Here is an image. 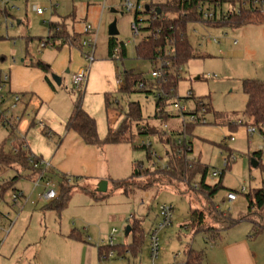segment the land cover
I'll return each instance as SVG.
<instances>
[{
    "label": "rangeland",
    "instance_id": "1",
    "mask_svg": "<svg viewBox=\"0 0 264 264\" xmlns=\"http://www.w3.org/2000/svg\"><path fill=\"white\" fill-rule=\"evenodd\" d=\"M165 1L143 0L142 3L146 5L149 2ZM34 5L43 8L44 15L38 14ZM8 6L9 15L5 17L0 14V24L3 27L0 35H4V39L9 43L4 54L7 60L20 62L21 55L25 54L27 49L35 59L43 60L44 57L53 56L57 52L56 49L39 47L40 38L49 36L51 21L66 17L60 21V26L61 30L71 35V40L72 35L78 36L77 30L85 25L91 24L95 27V58L103 57L115 63L116 80L122 78L124 82L126 70L150 76V63L138 59L135 51L145 32L140 31L138 35L134 33L132 24L135 22L136 12L127 11L124 0H11ZM226 7L227 5L224 6ZM217 12L219 14L220 10L217 9ZM144 17L147 18V15ZM114 20L117 21L119 34L113 38L119 45L126 44L125 57L109 56V42L112 37L108 32L109 25ZM71 24H74L75 28ZM187 32L195 57L182 68L178 95L185 97L186 93L192 90L195 97L205 100L210 106L208 123L196 125L192 134L187 135L192 141L190 155L209 166L207 183L213 185L222 180L227 189L221 190L214 201L222 211L230 213L240 221L233 227L222 230L220 238L207 240L203 233L194 232L186 226L191 219L194 204L198 208L204 206L195 188L187 182H175V186H168L160 181L161 176L154 173L140 177L138 184L145 189H129L128 194L123 193L122 189L112 191L113 184L110 182L109 196L101 201L94 200L83 189H95L88 180L82 183L71 177L74 188L68 204L59 211L45 208L47 202L39 199L43 186L35 187L34 180L26 175L27 170L17 166H4L1 167L0 173L6 179L18 176L14 189L23 191L25 198L20 200L19 206L12 208L10 193L14 189L8 191L4 197L0 196V211L9 213L10 220H14L7 236L3 232L0 233V241L3 242L0 246V264H182L186 261L190 248L205 252L203 264H218L212 248L240 236H246L253 248L261 249L260 259L264 262V213H261V218L254 216L251 219H241L249 213L247 193L264 186V149L259 160L260 165L254 166L252 163L253 153L264 146V127L263 131L256 127V131L252 135L249 134L248 126L251 121L244 114L247 95L243 90V82L246 79L264 80V21L220 28L190 22ZM214 39L219 42H214ZM56 84L57 90L66 96L68 101L71 102L72 98L77 97V90L72 86V72L65 75L62 85ZM115 88L109 114L113 123L115 122L112 117L117 116L118 127L125 119L129 102H140L142 107V120L132 123L134 139L108 143L104 149L110 168L108 173L114 181H122L132 176L137 167L135 164L155 168L154 163L158 159L149 160L145 149L134 147L142 144L141 139L153 143L154 150L161 157V166L167 164L168 156L156 135L137 136L138 123L161 127L164 122L154 117V94L142 91L126 94L119 92L117 84ZM187 103L193 106L194 100L189 99ZM20 106L22 105H19V112ZM35 113V107L29 106L18 129L22 130L26 123L35 119ZM168 124L172 129L182 128L177 118L169 119ZM9 134L10 129L0 121V145L4 142H7L6 146L11 145ZM226 148L236 154L237 160L224 171L223 176L214 177L211 175L213 171H222L224 168L222 155L227 153ZM52 178L59 192V177L52 173ZM243 188L245 191L242 192ZM229 191L236 192L235 201L227 200ZM164 203L174 206V219L171 226L159 232L160 252L158 258L153 261L148 233L159 223V207ZM206 214L207 226L215 233L222 227V224H218L222 218L213 211ZM136 219L142 220L145 234L139 249L134 253L127 250L123 255L113 249V255L106 256L104 252L99 260L100 247H118L132 243L133 234L127 237L125 230ZM10 220L4 221L3 225L8 227ZM114 229L118 233L114 243L110 244L109 237ZM73 231L80 232L86 243L73 239L70 236Z\"/></svg>",
    "mask_w": 264,
    "mask_h": 264
},
{
    "label": "trees",
    "instance_id": "2",
    "mask_svg": "<svg viewBox=\"0 0 264 264\" xmlns=\"http://www.w3.org/2000/svg\"><path fill=\"white\" fill-rule=\"evenodd\" d=\"M255 0H166L163 3L149 2L146 4V10L143 12L135 13V20H139V15H142L141 30L145 32L144 37L136 45V57L138 59L146 60L149 63L154 59L161 56L168 58L171 61L170 75L166 81L156 82L148 79L143 73L134 70H126L124 72V86L119 89L120 93H132L142 91L145 93L156 94L162 93V96L155 99V119L169 121L170 117L162 115L161 112L165 106L171 103L178 92V83L181 78L182 68L186 65L191 58L195 57V52L192 43L190 42L187 27L190 22H200L207 26L212 27H227L238 26L246 23L263 22L264 10L262 5H257ZM205 5L212 7L214 11L227 5L232 8V14L225 17L221 15L219 18L212 20H205L203 12L200 10ZM148 7V8H147ZM160 10V11H159ZM147 15V18L144 15ZM145 23V24H144ZM50 34L47 40H62V42L70 41L73 45L80 43V38L72 35V40L65 30H61L60 22L49 23ZM46 38L41 37L40 42ZM119 47V56H126V47L124 44L119 45L112 37L109 42V56L115 48ZM171 50V55L167 51ZM36 66L46 72L47 81L54 86L53 81L49 76V65L43 61H38ZM122 76V75H121ZM141 84L143 86H141ZM243 90L247 95V103L245 106L244 114L251 121V125L258 127L263 131L264 127V80L259 79H246L243 82ZM78 96L74 102L73 110L66 123V130L68 132L77 133L82 141L91 146H103L108 143L122 142L126 140H133L135 135L132 133L133 121L139 122L142 120V107L140 102L131 101L128 104V110L125 114V119L121 122L118 128L109 129L107 136L101 139L98 134L97 120L94 116L90 115L84 108V93L79 90ZM10 94L7 92V95ZM8 98L11 97L8 95ZM199 98V97H198ZM107 106L113 104L111 95L106 97ZM209 106V104L206 102ZM162 109L159 111L158 109ZM4 126L10 129L9 140L11 145L6 146L7 142L0 145V169L4 166L22 168L23 170H31L37 173L38 170L34 169L30 163V159L34 154L28 148H25V141L17 134V126L11 122H5L0 118ZM35 124L34 120L33 123ZM250 124V123H247ZM143 125V124H142ZM140 123L137 124V136L146 134L141 131ZM146 129L152 135L158 137L159 142L165 146L167 145V167L162 168L159 162H155V168L150 166L144 167L135 164L137 167L132 176L122 181H113L112 191L119 189L123 193L128 194L129 189L141 188L138 183L141 181L140 177L143 174L154 173L161 176L162 183L168 186H175V182H187L191 184L196 193L203 200V208L197 206L192 207L191 219L186 225L194 232H201L207 240H216L220 238L221 231L229 229L236 225L240 219H235L228 212L222 211L214 201L215 196L223 189H227L222 180L211 185L207 183V177L210 174L209 166L201 163L200 160H187V155L192 152V141L187 138L182 145H178L176 137L172 133L158 130L155 126H150L148 123L144 124ZM196 124H190L186 127V133L192 134ZM44 132V131H43ZM15 143V144H14ZM166 146V147H167ZM221 146H224L221 144ZM135 148H143L146 150L149 160L152 159L151 150L142 144L134 145ZM15 150H17L15 152ZM227 152H233L231 149L226 148ZM263 150H258L253 153V158L258 162L261 159ZM37 157V156H36ZM40 158V157H37ZM260 163L258 164V166ZM230 165L227 167L229 168ZM223 169L221 175H224ZM21 176V175H19ZM18 176L8 179L0 188V196L4 195L14 189L15 181ZM158 180L155 181L157 183ZM165 181V182H164ZM160 183V182H159ZM59 195L56 199L45 204V208H54L56 210L63 209L69 202L72 195L74 185L71 184L70 179L61 174L58 180ZM147 188V187H146ZM94 200L101 201L109 196L108 190L106 192H99L97 189L83 188ZM231 190V189H229ZM249 201V213L241 219H251L254 216H259L264 213V186L255 188L247 193ZM192 199V198H190ZM192 202V200H191ZM214 212L222 219L218 224H222L215 233H212L211 228L207 226L206 212ZM261 218V217H260ZM130 234H133V241L130 244H125L118 247H100L101 257L106 252V256L113 249L118 250L119 254H124L127 250L136 252L140 245H142L145 234L142 228V220L136 219L131 224ZM70 236L76 240H83L80 232L73 231ZM206 254L204 251L190 248L187 252V259L182 264H203L205 262Z\"/></svg>",
    "mask_w": 264,
    "mask_h": 264
},
{
    "label": "crops",
    "instance_id": "3",
    "mask_svg": "<svg viewBox=\"0 0 264 264\" xmlns=\"http://www.w3.org/2000/svg\"><path fill=\"white\" fill-rule=\"evenodd\" d=\"M8 8L9 6H0V14L5 17L8 16ZM72 17L75 20V17ZM63 18L66 17H59L52 22H60ZM71 25L75 28L74 24ZM84 27L77 30L80 38L78 45H73L70 41L64 43L62 40H54V49L57 52L53 56L44 57L43 60L35 59L28 49L24 52L25 54L21 55L20 62L7 60L4 54L9 43L4 39V35H0V78L4 73L10 75L8 90L11 93H19L24 96L22 108L27 110L29 106H34L36 119L43 122L45 129L50 132V135H47L40 127L32 124L33 120L26 123L22 130H19V124L17 125V134L24 139L31 153L37 157L50 160L51 168L48 178L53 180L52 173L57 174L58 177L64 174L70 179V182L72 181L71 177L82 181V183L84 180H88L95 189L101 181L107 180L108 190L110 182H113L114 179L108 173L110 168L104 153L107 144L100 147L87 145L77 133L66 130V123L77 97L72 98L71 102L68 101L67 97L61 95L57 90V84L52 77L53 75L59 76L62 85L66 74L72 72L73 78V75L85 64V60L81 59L83 57L81 40L84 36ZM2 29V24H0V31ZM5 29L7 30L8 27ZM38 61H43L49 65V76L54 86L47 81L46 72L36 66ZM116 72L115 63L112 60L103 57L96 58L82 90L84 108L96 118L98 134L101 139L107 136L109 129L118 127L117 116L112 117L115 122L113 123L106 103V97L111 95L113 101V93L116 92ZM117 88H119L118 84ZM26 175L32 180L36 176L31 170H28ZM82 241L86 243V240L83 239ZM212 253H214L218 264H264L260 259L261 249L259 247L253 248L246 236L230 240L224 245H216L212 248ZM98 257L99 260L102 259L100 249Z\"/></svg>",
    "mask_w": 264,
    "mask_h": 264
},
{
    "label": "built area",
    "instance_id": "4",
    "mask_svg": "<svg viewBox=\"0 0 264 264\" xmlns=\"http://www.w3.org/2000/svg\"><path fill=\"white\" fill-rule=\"evenodd\" d=\"M143 0H124V7L127 11H135V12H143L146 10V5L142 3ZM11 0H0V6L5 7L10 4ZM257 5L264 4V0H255L254 1ZM34 10L40 14L44 15L45 11L43 8L34 5ZM203 12V16L205 20H212L219 18L221 15L227 17L232 14V8L227 6L226 8H222L220 13L218 14L217 11H214L212 7L205 5L200 9ZM142 15H139V20L132 24V28L134 33L138 35L140 33L143 21ZM84 36L81 40V45L83 47L82 56L85 60V64L73 75L72 78V86L75 90L79 91L84 89L86 82L88 80V76L90 73V69L92 64L95 61V51L97 46V30L91 24L85 25L84 29ZM144 37V36H143ZM142 37V38H143ZM214 42H219L217 39H214ZM40 47H54L55 42L53 40H43L39 44ZM126 47V44H124ZM171 50L167 51L168 57L171 55ZM119 57V47L115 48L111 58H118ZM151 65V73L150 76L147 77L148 79L154 80L156 82H163L166 81L170 75V66L171 61L168 58H163L158 56V58L154 59L150 62ZM182 76V75H181ZM10 82V75L8 73L2 74L0 78V118L5 122H11V124H15L16 126L23 120L27 110L20 106V112L18 111L19 105H23V96L19 93H11L8 90V85ZM117 84L119 88L124 86V82L122 78L117 79ZM141 86H143L141 84ZM7 92L11 99L8 98ZM162 96V93L154 94L155 99ZM189 99L194 100V105L189 106L187 101ZM22 108V109H21ZM162 111V109H158ZM210 111V106L206 104V101L195 97L194 92L189 90L186 93L185 97H180L178 92L175 98L171 101L170 104L165 106L164 110L161 112L162 115L169 116L170 119L177 118L182 125V128L179 130L172 129L167 121H164L161 127L155 126L158 130L166 131L168 133L174 134L176 137V141L178 145H182L184 141L187 140V133L186 127L190 124H206L208 123L207 115ZM36 115V113H35ZM35 125L40 127L41 130L45 131L47 135H50V132L45 129V125L38 119H33ZM141 131L145 132L149 137L152 135L149 132V129H146L145 125L141 126ZM249 134L252 135L256 131V126L250 125L248 126ZM232 139H234L232 137ZM141 143L143 146L150 148L152 158L158 159L159 162L161 157L159 154L154 150L153 143L150 140L141 139ZM165 145V149L167 151L168 146ZM25 148H28L27 145H24ZM264 146H261L259 150H263ZM17 150H15L16 152ZM167 153V152H166ZM187 160H194L190 154L187 155ZM237 160L236 154L234 152H227L226 154L222 155L223 166L227 168L233 162ZM30 163L32 164L33 168L38 170L35 173L34 185L35 187H39L40 185L43 186V190L39 193V199L45 202H50L57 198L58 191L57 186L54 184L53 180L48 178V173L51 168L50 160L44 158H37L35 155L32 156L30 159ZM160 163V162H159ZM155 165V163H154ZM167 164L162 166V168H166ZM222 171L215 170L211 173V175L219 176L221 175ZM3 174L0 173V188L2 185L7 181ZM245 189H242V192ZM25 198V194L21 190L14 189L12 193H10L11 204L12 208L19 206L20 200ZM227 200L235 201L237 199V194L234 191H229L227 194ZM159 223H157L148 233V242H149V249L151 259L155 261L160 252V240H159V232L173 224L174 219V206L172 204L164 203L161 204L159 207ZM10 220L9 213H5L0 211V233H5L4 235L7 236L13 227L14 220H10V224L8 227H5L4 221ZM118 233L116 229L111 232L109 237V243H114L115 235ZM3 242L0 241V246ZM114 252L110 251L108 253L109 256L113 255Z\"/></svg>",
    "mask_w": 264,
    "mask_h": 264
},
{
    "label": "water",
    "instance_id": "5",
    "mask_svg": "<svg viewBox=\"0 0 264 264\" xmlns=\"http://www.w3.org/2000/svg\"><path fill=\"white\" fill-rule=\"evenodd\" d=\"M148 8V7H147ZM113 11H115L114 9H113ZM160 11V10H159ZM109 35L111 36V37H115V36H117L118 34H119V30H118V28H117V21L116 20H114L110 25H109ZM53 77V79H54V81L56 82V83H58V84H60L61 83V78L59 77V76H56V75H53L52 76ZM252 163H253V165L254 166H258V164H259V162L256 160V159H253L252 160ZM107 187H108V181L107 180H103V181H101L100 183H99V186H98V191L99 192H106L107 191ZM130 231H131V226H128L127 228H126V230H125V234L126 235H129V233H130Z\"/></svg>",
    "mask_w": 264,
    "mask_h": 264
}]
</instances>
